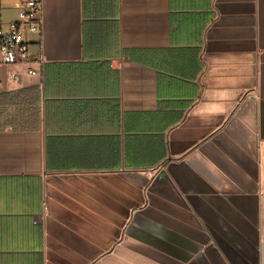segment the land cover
I'll return each instance as SVG.
<instances>
[{
	"label": "crops",
	"instance_id": "0c3cea01",
	"mask_svg": "<svg viewBox=\"0 0 264 264\" xmlns=\"http://www.w3.org/2000/svg\"><path fill=\"white\" fill-rule=\"evenodd\" d=\"M41 1L0 51V264H264V0Z\"/></svg>",
	"mask_w": 264,
	"mask_h": 264
},
{
	"label": "built area",
	"instance_id": "2783aa9c",
	"mask_svg": "<svg viewBox=\"0 0 264 264\" xmlns=\"http://www.w3.org/2000/svg\"><path fill=\"white\" fill-rule=\"evenodd\" d=\"M42 1L26 0L19 14V21L9 25L8 31H4L0 23V51L2 61L6 65H15L28 62V41L26 33L39 34L42 25ZM30 75H36V71L30 69ZM13 79H17L15 76Z\"/></svg>",
	"mask_w": 264,
	"mask_h": 264
}]
</instances>
